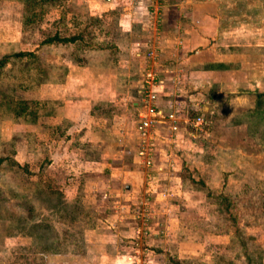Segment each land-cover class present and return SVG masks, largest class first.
Masks as SVG:
<instances>
[{
	"label": "rangeland",
	"instance_id": "obj_1",
	"mask_svg": "<svg viewBox=\"0 0 264 264\" xmlns=\"http://www.w3.org/2000/svg\"><path fill=\"white\" fill-rule=\"evenodd\" d=\"M168 3L179 0H0V264H64L72 255L83 261L82 229L103 215L115 227L128 216L118 208L133 199L122 196L120 185L119 195L113 181L106 185L111 193L97 188L105 172L99 151L111 148L112 139L97 145L96 131L85 151L81 128L64 117L56 96L105 92L106 82L92 71L109 69L116 58L123 68L116 94L132 95L140 83L133 54L159 34ZM190 4L183 0L182 10L193 13ZM212 7L220 42L264 61V0H213ZM68 70L69 89L57 87ZM252 99L243 92L222 96L201 134L204 149L187 141L180 215L186 226L164 245L159 264H264V97L259 107ZM88 105L99 118L113 108L102 99ZM86 155L97 161L89 177L81 166ZM110 158L122 160L120 152ZM94 203L102 204L98 211Z\"/></svg>",
	"mask_w": 264,
	"mask_h": 264
},
{
	"label": "crops",
	"instance_id": "obj_2",
	"mask_svg": "<svg viewBox=\"0 0 264 264\" xmlns=\"http://www.w3.org/2000/svg\"><path fill=\"white\" fill-rule=\"evenodd\" d=\"M182 2L183 0H179V4H166L163 7L159 34H154V32L153 39L151 36V38H145L146 41H152L151 44L156 48L161 62L158 68L163 81V88L158 92L161 102L166 99L177 98L181 105L192 110L202 111L206 118L213 115L218 104L217 100L224 95L233 97L237 93L243 92L252 96V100H255L256 103L257 94L264 91V61L255 58L257 52L253 54L254 56H247L235 46L232 47L220 42L222 28H220L218 11L211 9L209 12L207 9L209 5L214 8L212 7L213 0H187L191 3L189 7H195L193 13L188 11L186 7L182 10ZM258 54L260 53L258 52ZM134 55L140 59V64L136 66L138 71L136 80L139 75L141 81L143 60L141 56L137 55V52L133 54V57ZM233 55H236V58H232ZM114 61L113 66H105L109 69L92 71V75L96 77L95 80L101 83L106 82L103 84L105 92L89 94L86 98L82 94L73 96L74 94L66 90L63 95L56 96V98L62 100V106L65 109L63 110L64 117L81 128L78 141L85 151L86 148L93 146L94 140L90 141V138L88 140V136L93 135L96 131L101 132L100 135L103 136L97 145H100L102 139V144L107 143L106 139H112L111 148L104 152L99 151L98 164L105 172L98 174L100 180L97 186L98 191L102 194L110 192L106 185L113 181L115 194L119 195L115 186L119 187L120 185L124 192L122 196L134 199L146 185L145 171L135 157L137 135L134 123L136 111L140 105L138 84L133 88L134 93L132 95L126 93L123 95V91L116 94L120 84L117 72L123 68L121 59L116 58ZM71 77L68 70L65 78L56 82L57 87L66 84V89H69L67 87L72 81ZM89 99H102L104 104L113 103V108L108 110L109 113H102V117H96L91 105L83 106L85 101L88 102ZM128 99H131L129 101L131 108L127 107ZM251 107H253L252 104L247 108L252 109ZM127 118L131 121L129 120L130 122L126 124L125 119ZM181 127L180 131L183 136L171 150L174 159L173 167L169 166V160L165 156L166 148L159 149L156 154V162L162 164L164 169L156 172L155 179H157L158 187H169L171 195L159 203L161 208L159 218L166 224L167 236L151 241L153 248L151 264H159L158 259L162 250H165L164 245L175 242L179 236L180 228L186 226L185 220L180 219V215L185 209V206L181 205L186 194L181 173L184 170L185 160L183 156L187 149V141H193L201 149H204L203 146L205 145L201 139L195 140L187 136L184 124ZM115 152H120L122 156L120 162L116 163L110 158V155ZM126 161L131 162L134 167L129 165L125 167ZM94 162L97 163L88 155L82 158L81 166L84 177L91 175L90 171L93 169ZM84 189L87 193V186ZM93 191L92 188L91 192ZM94 201L96 202L95 199ZM100 205L102 204H97L99 207ZM97 206L94 203L93 209L97 210ZM124 216L116 227L109 224L108 219H105L103 215L100 217V224L82 229V243L86 247V250L81 249L80 252L83 261H77L78 258H74L72 255L66 258L64 264H125V260L119 252L129 246L133 230L130 224V216L128 215V218ZM178 255L181 257L179 251Z\"/></svg>",
	"mask_w": 264,
	"mask_h": 264
},
{
	"label": "built area",
	"instance_id": "obj_3",
	"mask_svg": "<svg viewBox=\"0 0 264 264\" xmlns=\"http://www.w3.org/2000/svg\"><path fill=\"white\" fill-rule=\"evenodd\" d=\"M154 13L156 20L160 18L156 11ZM148 44L137 52L142 57L143 66L138 86L140 105L134 123L137 135L135 157L145 171L146 185L129 205H119L118 208V213L125 212L130 216L133 230L129 246L119 252L125 264H151V241L167 236L166 224L159 218V203L170 197L171 190L167 186L158 187L155 179L156 172L164 169L156 162L158 150L166 148L165 156L169 166L173 167L171 150L183 136L181 126L184 124L187 136L195 140L201 139V134H206L209 126L202 111L181 105L177 98L161 102L158 97L159 90L163 88L158 69L161 62L156 48Z\"/></svg>",
	"mask_w": 264,
	"mask_h": 264
},
{
	"label": "trees",
	"instance_id": "obj_4",
	"mask_svg": "<svg viewBox=\"0 0 264 264\" xmlns=\"http://www.w3.org/2000/svg\"><path fill=\"white\" fill-rule=\"evenodd\" d=\"M77 38H78V37H77ZM21 53L24 54L23 52H21ZM22 54H21V55H22ZM3 63H4L3 60L0 59V66H2ZM262 97H264V93H258V94H257V99H256V100H257V103H258V104L256 103V105H258V107H259V106L261 105V103H262ZM260 100H261V103H260ZM256 105H255V106H256ZM258 112L260 113V111H258ZM255 113H257V112H255ZM260 115H261V114H260Z\"/></svg>",
	"mask_w": 264,
	"mask_h": 264
},
{
	"label": "water",
	"instance_id": "obj_5",
	"mask_svg": "<svg viewBox=\"0 0 264 264\" xmlns=\"http://www.w3.org/2000/svg\"><path fill=\"white\" fill-rule=\"evenodd\" d=\"M126 188H128V185H126Z\"/></svg>",
	"mask_w": 264,
	"mask_h": 264
}]
</instances>
